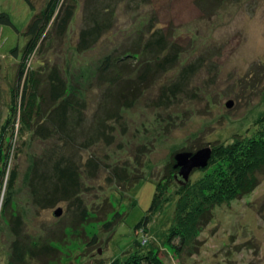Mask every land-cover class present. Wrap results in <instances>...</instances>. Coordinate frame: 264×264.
I'll return each mask as SVG.
<instances>
[{"label":"rangeland","instance_id":"374dc122","mask_svg":"<svg viewBox=\"0 0 264 264\" xmlns=\"http://www.w3.org/2000/svg\"><path fill=\"white\" fill-rule=\"evenodd\" d=\"M30 1L33 8L25 0H0V12H7L11 19V24L0 23V138L3 149L7 141H13L9 163L15 172L8 211L0 215V264H7L11 251L10 213H20L24 232L42 239L49 236L58 248L30 264H109L134 250L136 241L145 249L153 247L163 264H264V169L258 173L259 183L253 191L214 207L210 222L191 247L181 252L172 250L167 242L177 196L172 194L156 211H149L157 182L169 171L176 152L230 143L256 128L255 121L264 112V0H147L139 4L123 0L112 29L83 52L76 49L82 25L79 0L64 36L51 44L47 40L41 53H31L24 62L36 71L59 67L69 88L86 98L88 117L96 113L98 102L104 110L117 107L108 97L102 98L106 88L95 79L96 67L106 54L121 52L144 33L150 16L156 15L157 26L183 51L177 64L164 72L155 71L152 63L148 66V59L123 58L131 65L133 84L121 100L130 97L134 102L128 108L119 105L121 120L108 129L112 134L109 143L101 136L93 144H85L86 137L81 135L74 145L64 148V154H72L80 162L81 202L61 200L52 206L36 205L28 184L33 159L49 149L52 141L33 136L25 126L11 139L6 126L19 102V98L14 100L13 89L27 42L25 28L49 0ZM14 48L17 55L12 53ZM198 57L204 60L203 67L180 81L178 72L183 65ZM179 81L183 91L173 96L168 87ZM228 101L232 103L229 107ZM18 118L16 115L15 132ZM90 156L98 164L92 177L85 166ZM123 165L138 176L133 184H125L127 189L105 179L109 168ZM9 173L3 175L4 181ZM201 174L195 169L189 179ZM169 184L173 189L178 185ZM81 206L89 213L86 219L80 218ZM58 207L62 212L55 216ZM147 215L144 232L136 225ZM108 221L111 223L104 226Z\"/></svg>","mask_w":264,"mask_h":264},{"label":"trees","instance_id":"16d2710c","mask_svg":"<svg viewBox=\"0 0 264 264\" xmlns=\"http://www.w3.org/2000/svg\"><path fill=\"white\" fill-rule=\"evenodd\" d=\"M25 1L33 8L30 0ZM78 1L49 0L46 7L39 13H35L27 24L24 31L27 42L13 89L16 95L14 100L19 98V102L14 107V117L11 116L12 111L7 117L8 122L12 119L6 124L10 127L11 139L14 138L15 133L16 136L22 133L20 128L25 126L33 136L52 141L49 149L33 159L29 173L30 194L33 202L39 206L45 203L52 206L58 201L71 199H73L72 203L76 200L81 202L83 180L80 162H77L72 154H64L63 151L67 145H74L81 135L86 137L85 144H93L101 136L106 139V143L111 141L112 134L108 132V129L114 127V122L121 120L120 107L128 108L134 102L130 97L121 100L124 91L128 94L133 84V81L129 79L131 65L123 61V58L132 56L148 59V66L152 63L155 71L164 72L177 64L183 51L177 41L169 38L165 30L157 26V19L154 18L156 15L150 16L145 24L144 33L138 34L132 39L130 45L124 46L121 52L106 54L96 67L95 79L100 84L105 83L106 88L102 98L108 97L111 102L117 104V107L104 110L102 103L98 102L99 107L96 113L88 117L86 111L89 105L86 98L81 96L79 90L69 88L68 81L59 67L53 65L47 72L43 67L46 74L42 80L40 76L44 70L29 69L24 62L31 53L37 51L41 53V48L47 40L51 44L55 39L64 36L75 15ZM81 1L82 25L76 41V49L79 52L95 47L105 33L112 29L118 17V7L123 0ZM146 1L127 0L128 4ZM0 23L11 24L7 12H0ZM12 53L17 55V48L12 49ZM203 64L204 60L201 61V57L184 64L178 72L179 80L184 82L190 79V76H194ZM137 77L140 79L143 74ZM179 84L181 82H174L168 87L173 96L175 92L183 91V87ZM19 88L21 92L18 94ZM16 115L19 117V128L15 132L13 126ZM112 119L114 121H111ZM255 125L256 128L250 135L238 136L230 143L213 145L208 165L199 169L202 174L194 180L189 179L185 184H179L175 180L174 161L169 163L167 169L169 171L162 180L157 182L149 211H156L171 198L172 194L177 196L173 220L167 233V242L172 250L181 252L191 247L195 238L212 219L214 207L248 194L258 185V173L264 169V112L256 119ZM2 140L3 138H0V215L8 211L10 197L8 192L15 180V172L10 170L9 163L14 148L13 141H7L3 149ZM85 166L90 168L89 175L94 176L93 173L97 170L98 164L93 156L88 158ZM108 170L110 172L105 179L123 186L127 183L133 184L138 177L131 175V171H128L125 165ZM6 172H10V175L4 181L3 175ZM171 181L178 184L175 189L169 186ZM4 182L8 188H3ZM168 190L172 191L168 192ZM80 214L81 219H86L89 215L84 206L80 207ZM9 221L13 240L7 264H30L57 252L58 248L54 246V240H51L49 236L42 239L40 236H32L24 232V220L20 213H10ZM148 222L147 215L136 225V228L146 232ZM110 223L108 221L104 226L107 227ZM144 249L141 242L136 241L134 250L128 251L127 255L114 258L109 264H163L153 247Z\"/></svg>","mask_w":264,"mask_h":264},{"label":"water","instance_id":"95a60500","mask_svg":"<svg viewBox=\"0 0 264 264\" xmlns=\"http://www.w3.org/2000/svg\"><path fill=\"white\" fill-rule=\"evenodd\" d=\"M231 101H228L226 105L229 107ZM212 148L207 146L195 151L179 150L174 154V167L177 172L174 174L175 180L179 184H185L189 180L191 172L195 169H202L208 165L211 157ZM62 212L61 207H58L53 214L55 216L60 215Z\"/></svg>","mask_w":264,"mask_h":264}]
</instances>
